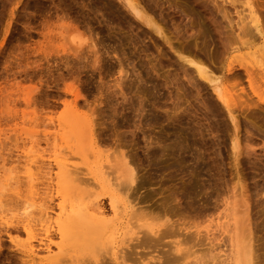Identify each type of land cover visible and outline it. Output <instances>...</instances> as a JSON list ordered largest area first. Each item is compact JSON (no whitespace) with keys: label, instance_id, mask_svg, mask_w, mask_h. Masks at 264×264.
Segmentation results:
<instances>
[{"label":"rangeland","instance_id":"rangeland-1","mask_svg":"<svg viewBox=\"0 0 264 264\" xmlns=\"http://www.w3.org/2000/svg\"><path fill=\"white\" fill-rule=\"evenodd\" d=\"M137 1L158 22L163 36L118 0H0V264H224L222 256L231 254L232 244L239 245L236 252L249 240L244 239L249 233L243 222L245 205L253 264H264V104L252 94L244 71L239 78L225 72L226 58L235 65L247 64L257 74L250 64L253 59L264 64L262 41L257 36L246 45L228 41L223 59L218 31L224 21L217 7L228 9L225 0L218 5L214 0ZM247 1L237 0V11L228 9L234 23L247 17ZM259 1L264 13V0ZM74 30L90 46L85 42L82 50L74 49ZM181 56L202 64L232 92L236 123L212 84ZM258 82L263 93L264 85ZM75 105L77 113L95 121L96 153L88 147L89 139L84 147L80 143L87 131L60 126L73 122ZM236 134L239 153L232 142ZM122 153L136 169L129 193L131 201L137 200L133 205L140 202L135 209L143 207L146 219L156 224L169 219L177 235L165 238L157 250H134L125 263L123 252L131 254L123 244L130 237L126 224L135 220L132 210L122 207L116 238L107 226L97 233L81 218L71 229L74 244L69 238L63 242L53 227L54 253L40 252L29 259L28 236L14 209L34 200L55 214L62 206L70 212L92 203L101 206L106 219L114 218L110 194L95 184L87 164L96 172L99 167L108 175L113 172L111 178L123 174L113 182L125 183L123 164L117 163ZM58 156L77 169L66 184L55 176ZM112 166L122 172L112 171ZM29 167L38 184L32 197L25 173ZM9 178L21 182L19 198L1 189ZM33 232L40 249L46 237L37 224ZM88 237L92 244L86 242ZM177 243L183 252H172Z\"/></svg>","mask_w":264,"mask_h":264},{"label":"bare ground","instance_id":"bare-ground-1","mask_svg":"<svg viewBox=\"0 0 264 264\" xmlns=\"http://www.w3.org/2000/svg\"><path fill=\"white\" fill-rule=\"evenodd\" d=\"M118 1L121 2V5H123L124 8L127 9L130 12V14H132L144 26L150 28L151 31L154 32L155 34L163 36L162 30H161L158 22L155 20L154 17H152V15H150L149 12H147L140 5V3L137 0H118ZM218 1L219 0H214L212 3L215 2V4H217ZM258 1L259 0H256L255 2L257 3ZM108 2H106L107 5L110 3V2L109 3ZM247 2L248 3H246V4L249 7L248 8V10H249L248 15H247V17L241 16L240 22H237V23L233 22V20L231 18L232 13L230 14V11L228 10L230 7H232V9L237 11V3H238L237 0H225L224 1L225 5L230 6V7L227 6L228 9L226 8V6L223 5V3H222L223 6H221V7L217 4L218 5V7H217L218 13L222 17V20L225 22V23L222 22V24H221L222 29L220 31H218V34L220 36V42H221L220 47L224 53L223 59L226 56V54H228L227 50H226V44L225 43L228 41H231V40H237V41L241 42L242 45H246L252 41V40L249 41L250 39L257 36V37H260V39L262 41L260 44L261 45L260 50H264V13H263V11H261V8H260L261 6L259 8L257 7L259 5L258 3L260 1L257 4H255L256 7L254 5V3H255L254 1L248 0ZM108 6L110 7V5H108ZM108 6H107V8H108ZM215 7H216V5H215ZM262 7H264V6H262ZM111 8L112 7H110V9ZM241 14L242 13H239V15H241ZM238 17H240V16H238ZM75 30H78V29L75 28ZM75 30H74V32H72V36L76 35L74 39L72 38L73 44H75L77 46L76 48L74 46V49L82 50L81 47L83 46V48H84V43L87 42L86 41L87 38L83 37L82 34L80 36V32H78V31H76V33H77L76 34ZM255 39H257V38H255ZM88 42H87L86 46L90 43V42L89 43ZM93 44H94V42H93ZM88 46H90V45H88ZM93 46H92V48H90V47L89 48L94 50L95 48H93ZM72 47H73V45H72ZM96 54H97V52H96ZM253 56L255 57V54H253ZM180 58L182 60H184V62L195 67L197 69L198 74L202 78H204V80H207L208 83L212 84V89H213V92L215 93L217 99L226 107V109L228 110L227 113H229L230 118L232 119V121L234 123H236L235 118L233 117L232 112H231L232 109L230 107V103L233 102V98L229 97V93H232V92L229 90L227 91V89H224L222 87L221 81L217 78H214L212 76V74H210V72H208L207 69L202 64L188 60L182 56ZM225 60H226V64H227V69L225 70V72L232 74V76L235 78H239L240 72L244 71V73L248 79L249 88H250L252 94L256 97L257 101L260 104H264V92L260 93V90L263 86L259 83L260 81L258 82V80H261V82L264 85V64L261 61L257 62V61H255V59L252 60L254 63H251L250 66H252L253 68L256 67L259 70V72L257 74H255L254 71L249 70V66H247V64L239 63L238 65H235L232 62H228L226 58H225ZM75 96L77 98H78V96L80 97L79 94H76ZM71 110L75 111V113H73L74 114L73 122H69V121H63L64 123L59 122V124L61 123L60 126H63L64 129L65 128L78 127V130H81L82 133H83V129H84V131H87V135H84V134L80 135V136H82V135L87 136V138H85L86 141L84 139V141L83 142L81 141L80 143H81L82 147H84L85 144L88 145V141H89L88 147H90L91 150H93V152L96 153L95 151L97 149V143H96V137H95L96 136V134H95V128L96 127H95L94 119L89 117V116H83V115H80L79 113H77L76 112V105L73 106V109H71ZM71 110H69V111L71 112ZM91 115H93V114H91ZM71 117H73V116H71ZM72 119H71V121H72ZM69 131L71 132V130H69ZM67 132H68V130L64 133H67ZM77 132H79V131H77ZM84 133L86 134V132H84ZM68 134H69V132H68ZM70 138H71V136H70ZM81 139H83V137H81ZM87 139H89V140L87 141ZM72 141H73V139H72ZM232 142H233L234 151L239 153V141H238L237 134L235 135ZM66 144L68 145V148H72L71 145H69V142L66 141ZM247 147L253 149V147H249V145H247ZM74 150H76V149H74ZM249 151H250V149H249ZM252 151H253V153H256V152H254V150H252ZM252 151H250V152H252ZM245 153H246V151H245ZM120 156H121L120 160H117L119 158H117L116 160H117V163L119 162V164L120 163L123 164L124 172H125L124 177L127 180L125 183L121 182L122 179H120L121 183L120 182L117 183L115 181H114L115 183L113 182V179L118 180L121 176H123V174L119 177H116V178L112 177L111 178L110 175H112L113 172H112V174H110L108 172L109 173V175H108L107 173H105L103 171L102 167L101 168L99 167L100 171L96 172L91 164H87L88 170H89L90 174L93 176V180H94L95 184H97L101 189L108 191V193L110 194V203H111V208H112L110 210L113 211V213H114L113 217L114 218L111 217L109 219H106V217L102 216V215H104V212L99 211V210H101V206L99 204H97V205L93 204L92 205V203H86L84 208L81 207L79 209H75L74 207H72L70 209V212L67 211V209L62 206L59 208V212L55 213V214L49 208H42L43 205H41V204L38 205V203L34 200L32 201V203H28L23 208L14 209V211L16 213V217L18 219L17 221L22 223L23 228H24V233L28 236V244H27V248L25 250V254L29 259L35 260L38 257L40 252H42V254H43V252H45L48 255H52L54 253L52 241L50 240V235H51L50 231L53 227H56L58 235L60 236V238L63 242H65L68 238L69 239L74 238L73 236H71L72 235L71 234L72 233L71 232L72 226H73V224L75 225L74 222L81 220V218L87 219L88 222L90 223V225H93L96 228L95 231H97V233L99 232V230H101V232H102V230H104V228L107 226L106 229L110 228V230L113 232L112 235H115V238H116V235H118L120 233V227L118 226L120 224L115 223V222H116V220H118L122 216V215L119 216L120 214L118 213V210H121L122 207H123L122 210H124V211L131 209L132 210L131 214H133L132 219L135 220L134 222H132V220H131V221L127 222V224H126V228H128L127 236L130 233L129 234L130 237L128 236L127 239H124L126 241H125V243L123 242V244L125 245V249L131 250L130 251L131 254L127 257V254L124 251V249L122 250V251H124L123 256H122V261H124L125 263H127L128 259H130V258L132 259V257H130V256H132V254L134 253V250H136L138 248L157 250L159 247H161L162 242L165 238H167L169 236L177 235L178 230L176 231L177 228L175 229L174 223H171V221L169 219H167L164 223L156 224L153 221H150V219H146L147 213L143 207H141V208L138 207L137 209H135V207L137 205H139L140 202L139 203L137 202L135 205H133L137 200L134 199L133 201H131L129 193H131L130 191L133 189V184L136 182V176H137L136 175V169L133 167V165H131V163L128 161V158L125 156L124 153H122ZM96 158L97 157H95V160H96ZM68 161L69 160L64 159L61 156L56 157V160H55V167L58 170V173H56V175H55L56 179L62 180V182H64L65 184L72 177V175H74L75 171L77 170L75 168V166L72 165L71 163H69ZM37 163H38V161H32L33 165H36ZM115 166H112V169ZM32 167H29L25 172L28 175V178L30 180L28 182V186H29V193L31 194V197H32V195L33 196L37 195V185H38L34 182L35 181V179H34L35 174L32 172L33 171ZM121 169L117 168L118 171L120 170L122 172ZM38 170H40V169H38ZM115 170L116 169H113L112 171H115ZM117 170H116V172H117ZM106 172H107V169H106ZM48 175H50V174H48ZM4 183H5V185L3 187L1 186V189L3 188V191H5V193L10 192V193H12V195L19 198L20 192H21V182L18 180H15L14 178H9V179H6L4 181ZM120 204H122L123 206H121ZM118 205H119V207H118ZM142 208H143V210H142ZM128 217H129V219H131L130 216H128ZM231 219H233V218H231ZM233 220L236 221V219H233ZM249 221H250L249 209H248V205H245V210L243 211V222L246 224V230L249 233L247 234L248 236L245 235L246 238H244V239H249V240H245L247 242H245L243 240L244 244L241 245L243 247H241V249H239L236 252H235V249L238 248L239 245L237 246L236 242H235L236 246H235V244L234 245L232 244V248H231L232 252L230 251L231 254L228 252V255L227 254L225 256L223 254H222L223 256L221 255L222 257H225L221 260L222 263L225 264V262H231V261L233 262V264H253L254 263L253 249H252L253 244H251L252 237H250L251 236V233H250L251 230H250L249 224H248ZM36 224H37V226H39L41 228V232L46 237L45 240L41 239L42 248H40V249L38 248L39 245L36 246L34 243L35 237H34L33 231H34V228L36 227ZM85 224H88V223L86 222ZM225 225H224V227H225ZM76 227L77 226H75V228ZM82 228H85V227H82ZM86 228H85V230H86ZM77 230H78V228H77ZM89 230H91V229L89 228ZM196 232L197 233L195 235L198 236L200 233H199V231H196ZM86 233H88V232H86ZM89 233H91V232H89ZM79 234L80 233H77V234L75 233L74 236L79 235ZM87 235H89V234H87ZM97 235L99 236V234H97ZM127 236H125V238ZM80 237H82V236H80ZM89 238L90 237L85 238V240H86V242L90 241L92 244V241L89 240ZM95 238H98V237H95ZM242 239H243V237H242ZM70 240H71V242L73 241V239H70ZM44 241H47L48 243L44 242ZM81 241H84V240H81ZM108 241L111 242V240H109V239H108ZM77 242H78V240H77ZM90 242H88V243H90ZM110 242H107V243L110 244ZM128 242H130V244H128ZM134 242H136V244H133ZM91 244H90V246H91ZM177 244H178L177 246L175 245V250L172 252H175V253L183 252V250L180 249V243H177ZM83 245H86L85 242L83 243ZM88 245H86V246L89 248ZM97 245H98V243H97ZM96 247L97 246H95V248ZM56 248L61 250L62 247H61V245H57ZM84 248H85V246H84ZM88 248H86V249H88ZM111 248H112V246H111ZM225 253H227V252H225ZM118 254H119V251H118ZM166 255H168L167 252H166ZM113 256H114V261H117L118 257H117V253H116V248L114 250ZM162 258H157V261H160ZM164 258H166V256ZM167 259H168V257H167ZM164 261L167 262V260H164ZM143 262L144 261L142 260L141 263H143ZM165 262H163V263L165 264ZM117 264H119V263H117ZM148 264H150V263L148 262Z\"/></svg>","mask_w":264,"mask_h":264}]
</instances>
